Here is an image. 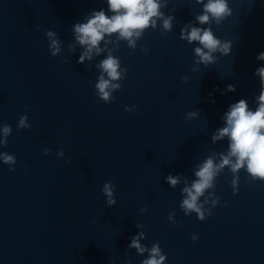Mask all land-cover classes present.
Returning <instances> with one entry per match:
<instances>
[{
    "label": "water",
    "instance_id": "water-1",
    "mask_svg": "<svg viewBox=\"0 0 264 264\" xmlns=\"http://www.w3.org/2000/svg\"><path fill=\"white\" fill-rule=\"evenodd\" d=\"M173 5L171 32L146 30L132 54L124 41L109 45L128 72L105 104L95 95L99 69L91 65L106 53L77 64L79 46L68 49L71 25L103 0H0V123L12 127L0 151L16 156L14 171L0 163V264H140L135 250L123 253L135 223L143 225V243L159 242L167 264H264V181L241 168L233 194L225 166L205 189L220 197L210 216L200 221L179 208L180 189L195 179L197 165L227 151L226 139L211 141L218 113L258 93L252 72L264 50V0H230L233 15L213 31L233 40L232 55L198 72L190 70L192 45L179 39V28L201 5L168 0L162 10ZM46 30L59 36L61 55H50ZM229 83L235 92L217 91L216 103L207 102L214 86ZM132 104L134 112L124 110ZM25 105L31 127L17 131ZM195 108L200 117L185 119ZM61 148L67 162L55 156ZM170 172L180 174L174 189L163 179ZM109 179L116 185L111 207L100 191ZM169 211L175 225L165 219Z\"/></svg>",
    "mask_w": 264,
    "mask_h": 264
},
{
    "label": "clouds",
    "instance_id": "clouds-1",
    "mask_svg": "<svg viewBox=\"0 0 264 264\" xmlns=\"http://www.w3.org/2000/svg\"><path fill=\"white\" fill-rule=\"evenodd\" d=\"M201 5V11L184 22L179 28V39L192 45L193 63L190 65L192 72H198L203 66L208 68L217 63L220 57L232 55L233 40L221 38L213 31V24L220 26L223 21L233 15V8L230 0H195ZM103 5L90 9L82 19L75 21L71 25L73 42L68 45L69 53L79 46L76 54L77 64L93 61L94 57H99L101 53L106 55L99 59L97 63L91 65L99 69V75L94 83L96 97L105 104L115 99L113 93L120 90L122 81L126 79L127 67L122 66L120 57L114 55V49L109 45H116L117 41L126 42V46L132 49V54L146 30H156L161 36L169 33L173 29L176 5H173L169 13L162 9L167 7L168 0H103ZM106 6V7H105ZM159 22V27H158ZM44 36L47 39V48L52 57L61 55V40L53 30H46ZM140 50L147 55L149 49L144 45ZM255 60L259 63L253 69L252 75L258 81V93L252 96H240L237 100L229 102L222 113H218L220 124L211 133L212 143L226 139V153H219V159L214 162V157L209 156L204 159L194 172V177L190 184L185 182L180 189L182 199L179 201V208L185 216L195 213L198 220L204 221L211 215L212 209L220 203V197L214 196L209 191L205 194V189L215 186V180L223 171L225 166L233 173L231 186L233 194L238 189V171L243 168L244 172L253 181H264V50L259 51ZM62 62H67L66 59ZM181 81L187 82L189 77L182 75ZM219 92L221 96L228 92H235V85L229 83L223 89L214 86L207 96V102L215 104L213 93ZM124 110L134 112L136 105H125ZM201 109L195 108L186 112L185 119L198 118ZM31 124L27 115V105L17 121V131L29 129ZM12 132V127L8 123H0V146H6L7 138ZM51 149L44 147L42 153L47 155ZM55 156L64 157V150L61 148L55 152ZM67 162V158H65ZM0 163L8 166L9 171H14L16 156L14 153L0 151ZM164 182L175 188L180 182L179 173H168L164 176ZM105 197V204L111 207L116 203V185L112 180H106L101 189ZM198 202V198H201ZM211 197V201L209 198ZM209 207L205 205L209 204ZM227 202H225L226 205ZM146 211V206L140 208V212ZM165 219L173 225L177 223L176 214L169 211ZM95 221H93L94 223ZM137 231L127 236V244L123 249L125 257H128L130 250H135L137 255L142 256L140 264H167V254L164 253L158 241L145 244V233L143 225L135 223ZM191 240H198V234L192 233ZM147 255H144V254ZM108 264H111L109 259ZM125 264H131L130 259L125 260Z\"/></svg>",
    "mask_w": 264,
    "mask_h": 264
}]
</instances>
